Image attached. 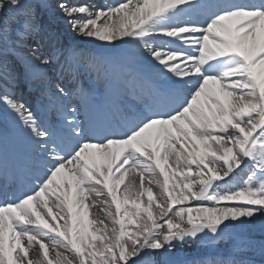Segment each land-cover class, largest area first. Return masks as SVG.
<instances>
[{"label":"snow or ice","instance_id":"obj_1","mask_svg":"<svg viewBox=\"0 0 264 264\" xmlns=\"http://www.w3.org/2000/svg\"><path fill=\"white\" fill-rule=\"evenodd\" d=\"M41 13L97 45L134 48L168 80L170 105L129 108L119 130L83 123L93 97L82 73L125 77L130 90L138 77L59 48ZM54 71L77 84L53 82ZM9 79L39 80L61 101L75 92L61 126L4 92ZM0 105L28 137L10 174L0 133V188L29 181L0 202V264H157L177 245L215 247L232 226L264 217V0H0ZM245 247L198 264H244Z\"/></svg>","mask_w":264,"mask_h":264},{"label":"bare ground","instance_id":"obj_2","mask_svg":"<svg viewBox=\"0 0 264 264\" xmlns=\"http://www.w3.org/2000/svg\"><path fill=\"white\" fill-rule=\"evenodd\" d=\"M69 2L74 4L73 0H69ZM101 3H105V2H101ZM101 3L97 2L98 5H101ZM97 4L95 5L97 6ZM10 9L11 8H8V10ZM44 16L46 17L45 14ZM47 16L51 18V22H52L50 23L51 26L53 27L57 26V28H59L58 30L62 31L63 35L66 36V38L67 37L69 38L73 34L70 26L64 21L62 17L56 16L54 14H49ZM82 42L90 46L94 45L93 44L94 42L90 40H84L83 38H82ZM105 48L107 49V51H105L106 52L105 56L108 59L113 60L114 62L121 61L130 64L131 62L137 60V58L132 53L131 55L128 54L127 52L128 49H126L127 50L126 52L125 50H123L124 54H122V50L119 48L116 49H111L107 47ZM48 50L51 51L50 44L48 45ZM53 73H55V75L60 78L62 77L59 76V73H56L55 71ZM21 86L22 83L19 84V87ZM3 91L7 93H11L14 96H18V92L14 88H12L11 90L3 88ZM43 94H45L44 90H43ZM39 97L41 98L42 96ZM25 103L34 104L33 101H30V98H28L27 102ZM4 108L5 106L0 105V127H3V131H6V125L12 123L13 122L12 120L15 117L9 110ZM38 113H41V111H39ZM242 176H244L243 173L241 174V177L238 180L233 181V183L234 184L239 183ZM154 191H156L155 188ZM92 213L94 218H102L104 215L99 208L92 209ZM239 242H243L246 245V247L244 248L242 254L237 257L238 259L242 260L244 264H264V246H263L264 217L254 218L253 222L251 223H243L232 226L229 229L228 233L225 235L224 240L215 247L211 246L208 241H198V242L189 241V243L192 244V247L177 245L175 250L171 254L165 255L163 257H156V261L157 264H178L181 263L184 259H194L192 261L193 264H198L199 261L209 256L218 255L223 257L228 255L232 251L234 244Z\"/></svg>","mask_w":264,"mask_h":264},{"label":"rangeland","instance_id":"obj_3","mask_svg":"<svg viewBox=\"0 0 264 264\" xmlns=\"http://www.w3.org/2000/svg\"><path fill=\"white\" fill-rule=\"evenodd\" d=\"M23 11V9H20L19 10V12L18 13H21ZM16 11H14V13H15ZM10 16H14V15H10ZM7 17H9V16H7ZM48 29V28H47ZM49 31H51L52 33H54L56 36H57V38H59V36H60V33L59 32H56V29H53V28H51V29H48ZM60 44V40L58 39V45ZM52 47V46H51ZM80 51L81 52H83V50H82V48H80Z\"/></svg>","mask_w":264,"mask_h":264}]
</instances>
